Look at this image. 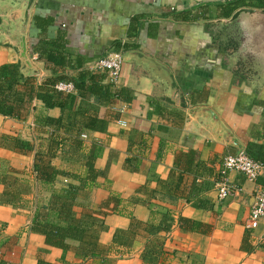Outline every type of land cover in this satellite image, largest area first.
<instances>
[{
    "label": "crops",
    "instance_id": "obj_1",
    "mask_svg": "<svg viewBox=\"0 0 264 264\" xmlns=\"http://www.w3.org/2000/svg\"><path fill=\"white\" fill-rule=\"evenodd\" d=\"M239 1L243 0H38L29 30V54L41 75L26 78L35 79L36 87L50 76L45 63L34 53L41 37L34 17L40 16L54 19L48 37L54 38L60 31L67 34L68 51L74 61L92 69L99 60L116 52L117 42L129 43L132 48L120 52L141 51L164 64L172 71L184 98L182 106L175 105L165 86L148 69L126 58L117 87L133 92L132 103L116 100L109 106H99L94 99H78L70 111H62L46 109L35 100L25 120L0 115V194L5 190L3 175L10 168L16 171L14 177L28 184L29 191L24 196L28 203L25 209L0 204V222L6 225L0 237V264H37L40 251H46L43 258L48 263L62 264L64 255L48 247L43 236L28 231L35 197L47 194L35 181V154L13 152L11 146L1 144L2 136L32 142L37 151L46 152L54 128L45 127L42 120L63 116L69 131L63 129L60 134L68 140L66 151L70 152L60 154L54 165L85 176L86 157L71 151V134L79 132L80 113L94 107L99 108L98 116L107 121V128L104 133L82 131L83 153L95 143L103 148L95 163L103 176L87 202L91 209L98 210L110 196L122 199L119 213L100 217L106 226L101 242L112 247L111 263L144 264L141 256L148 240L138 239L131 247H119L113 244L114 234L129 229L131 216L158 224V211L169 210L173 228L170 234L157 238L165 242V252L151 264H264V221L250 220L256 196L264 192V173L256 182L230 173L228 187L232 192L221 200L220 169L225 157L237 155V150L217 141L202 120H190L188 115L199 107L211 108L241 140L244 153L249 144L264 145V86L256 78L253 64L233 59L234 52L226 47L227 34H231L226 28L199 24L222 19L218 7ZM200 8L205 17L197 21L174 19V14L185 12L201 15ZM135 20H139V27L136 36L130 38ZM5 65L19 70L16 53L0 40V70ZM72 75L77 77L78 73ZM69 121L78 124L72 132ZM189 151L197 152L201 166L194 168L193 174H183L175 191L180 179V172L175 170L176 157ZM159 180L164 184L159 185ZM195 182L200 191L187 202L185 198L190 197ZM66 183L60 178L54 188ZM142 187L147 190L139 194ZM151 192H155L154 199H150ZM168 196L177 201H170ZM181 217L212 230L207 235L184 231L179 225ZM66 264L84 263L69 252Z\"/></svg>",
    "mask_w": 264,
    "mask_h": 264
},
{
    "label": "trees",
    "instance_id": "obj_2",
    "mask_svg": "<svg viewBox=\"0 0 264 264\" xmlns=\"http://www.w3.org/2000/svg\"><path fill=\"white\" fill-rule=\"evenodd\" d=\"M243 7L264 9V0H243L228 3L218 7L221 12L219 15L221 18H230L235 11ZM198 11L201 12V15L185 12L174 14V19L190 22L204 18L205 16H202L203 8ZM138 21L133 22L130 38L136 36L139 27ZM34 26L41 32L40 43L34 49V53L38 55L40 61L45 63L50 76L36 87V80L22 77L16 66H2L0 70L1 116L25 120L35 100L42 102L46 109L60 108L62 111H70L78 99H94L99 106H109L116 100L132 103L134 96L131 90L118 88L117 85L108 81L106 72H95L91 68L85 67L81 61H74L71 58L68 51L69 40L65 32H58L54 38L48 37L54 26L53 18L36 16L34 17ZM114 47L116 52L128 51L132 48L129 43L122 44L120 42H117ZM226 47L227 50L235 52L238 42L230 35ZM73 72L78 73V76L73 77ZM60 83H72L75 86V93L59 92L56 86ZM98 109V107L89 108L81 113V110H78L76 113L83 116L80 122L81 126L77 129L79 132L71 134L73 137L70 143L71 151L81 152L86 157L85 176L72 174L54 165V160L60 154L70 152L66 151L68 140L60 134L63 129L69 131L63 116L58 119L47 117L42 120L45 127L54 128L49 149L46 152L37 151L34 143L20 138L9 136L1 138V144L11 146V150L15 153L24 156L35 154L33 165L35 181L43 185L47 194L35 197L31 206L32 214L28 231L43 236L48 247L63 251L62 264H66V255L69 252L74 253L84 264H113L110 259L112 247L105 246L101 242V235L106 230L102 218L111 213H119L122 199L110 196L100 204L98 210L91 209L87 202L89 193L95 188L98 179L103 176V172L95 167L96 161L102 155L103 148L95 143L86 153H83L85 148L81 136L83 129L99 133L106 131L107 121L99 118ZM69 123L70 132H72L78 124L76 121L75 123L69 121ZM144 144L145 141L142 145ZM132 146L133 143L130 141V151ZM245 154L264 164V145L249 144ZM136 162L138 165L139 159H136ZM200 166L201 162L197 152L189 151L178 154L175 170L180 172V179L174 190L177 191L180 188L179 184L183 174H193L194 168H200ZM14 174L16 171L10 168L3 175L2 183L5 190L0 194V204L25 209L28 207L24 198L29 192L28 184L19 181L14 177ZM60 178L66 179L67 183L61 188H54ZM158 184L163 185L164 182L159 180ZM146 190L147 187H142L138 193L141 194ZM199 191L195 182L192 185L190 197L185 198L186 201L191 202L192 197H196ZM155 197V192H151L150 199ZM168 199L172 202L177 201L172 196H168ZM111 205L114 207L111 208ZM158 214L161 215L158 224L142 222L131 216L129 229L116 231L113 244L119 247H131L136 240L147 239L148 242L141 259L144 264L153 263L156 257L165 252V242L157 238L160 234H170L174 224V218L169 210L158 211ZM179 225L184 231L205 235L212 230L208 225L184 217L179 219ZM5 228L6 225L0 222V237ZM45 254L46 251L39 252L37 264H50L43 258ZM172 254L176 255L177 253L173 252Z\"/></svg>",
    "mask_w": 264,
    "mask_h": 264
},
{
    "label": "water",
    "instance_id": "obj_3",
    "mask_svg": "<svg viewBox=\"0 0 264 264\" xmlns=\"http://www.w3.org/2000/svg\"><path fill=\"white\" fill-rule=\"evenodd\" d=\"M38 0H0V40L16 53L19 72L24 78H36L41 72L34 66L29 54V30ZM199 24H215L234 33L238 42L233 59L250 62L259 83L264 86V9L243 7L230 18L215 19ZM126 58L144 66L152 76L167 89V95L178 107L183 103V92L172 71L157 59L141 51H129ZM190 120H202L205 129L220 143L243 152L241 140L227 127L220 116L208 107H199L188 113Z\"/></svg>",
    "mask_w": 264,
    "mask_h": 264
},
{
    "label": "built area",
    "instance_id": "obj_4",
    "mask_svg": "<svg viewBox=\"0 0 264 264\" xmlns=\"http://www.w3.org/2000/svg\"><path fill=\"white\" fill-rule=\"evenodd\" d=\"M124 67L123 54L115 52L99 60L92 68L95 72H106L108 81L118 85ZM59 92L75 93V86L72 83H60L56 86ZM123 126H126L124 123ZM237 172L244 175L249 181L256 182L264 173V164L248 157L245 153L225 157L220 169V182L218 183L219 198L225 200L231 195L228 187V175ZM250 220L252 222L264 221V192H259L256 196V203L251 211Z\"/></svg>",
    "mask_w": 264,
    "mask_h": 264
},
{
    "label": "flooded vegetation",
    "instance_id": "obj_5",
    "mask_svg": "<svg viewBox=\"0 0 264 264\" xmlns=\"http://www.w3.org/2000/svg\"><path fill=\"white\" fill-rule=\"evenodd\" d=\"M225 34H226V33H225ZM230 35L232 36L231 38H233V39H235V40L237 41L236 36H235L234 33H231ZM227 37H228V34H227Z\"/></svg>",
    "mask_w": 264,
    "mask_h": 264
}]
</instances>
